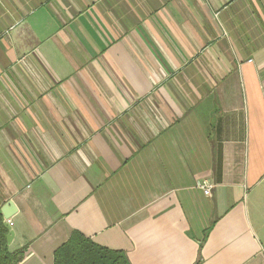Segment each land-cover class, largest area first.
I'll return each mask as SVG.
<instances>
[{"label":"crops","instance_id":"obj_1","mask_svg":"<svg viewBox=\"0 0 264 264\" xmlns=\"http://www.w3.org/2000/svg\"><path fill=\"white\" fill-rule=\"evenodd\" d=\"M0 207L20 264H264V0H0Z\"/></svg>","mask_w":264,"mask_h":264},{"label":"trees","instance_id":"obj_2","mask_svg":"<svg viewBox=\"0 0 264 264\" xmlns=\"http://www.w3.org/2000/svg\"><path fill=\"white\" fill-rule=\"evenodd\" d=\"M9 229L0 207V264H20L26 248L11 250L8 244ZM54 264H131L123 251L114 250L94 242L79 231L54 254Z\"/></svg>","mask_w":264,"mask_h":264},{"label":"water","instance_id":"obj_3","mask_svg":"<svg viewBox=\"0 0 264 264\" xmlns=\"http://www.w3.org/2000/svg\"><path fill=\"white\" fill-rule=\"evenodd\" d=\"M12 205H13V203L10 201L8 203V206H12ZM2 211L4 213L5 218L8 219L10 217V213L6 212V208L5 207L2 209ZM8 228H9L10 231H9L7 239H8V244H10V243H12V239H13V236H14V231L11 229L10 226H8Z\"/></svg>","mask_w":264,"mask_h":264},{"label":"built area","instance_id":"obj_4","mask_svg":"<svg viewBox=\"0 0 264 264\" xmlns=\"http://www.w3.org/2000/svg\"><path fill=\"white\" fill-rule=\"evenodd\" d=\"M202 188L204 189L205 194L211 195V193H212V184H206L205 183V184L202 185ZM8 223H11V221L9 220Z\"/></svg>","mask_w":264,"mask_h":264}]
</instances>
